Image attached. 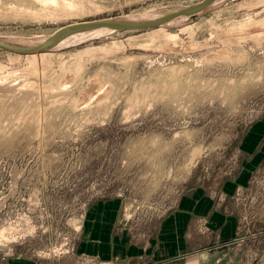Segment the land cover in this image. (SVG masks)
<instances>
[{
	"label": "rangeland",
	"instance_id": "1",
	"mask_svg": "<svg viewBox=\"0 0 264 264\" xmlns=\"http://www.w3.org/2000/svg\"><path fill=\"white\" fill-rule=\"evenodd\" d=\"M199 1L0 0V38L32 45L67 23ZM263 116L264 0H214L35 55L0 48V264H107L112 215L108 244L143 247L184 197L237 171L239 141ZM232 204L240 242L218 264H264V163Z\"/></svg>",
	"mask_w": 264,
	"mask_h": 264
},
{
	"label": "crops",
	"instance_id": "2",
	"mask_svg": "<svg viewBox=\"0 0 264 264\" xmlns=\"http://www.w3.org/2000/svg\"><path fill=\"white\" fill-rule=\"evenodd\" d=\"M254 125L258 137L251 147L245 148ZM263 126L264 116L244 131L237 147L242 155L237 171L211 192L196 188L184 197L177 210L159 222L155 235L143 247L128 244L125 239L108 244L116 221L112 215L115 210L109 205L112 218L104 224L100 237L104 252L93 255L107 264H218L226 260L242 233L232 204L233 193L246 185L252 173L264 163ZM261 251L264 259V250Z\"/></svg>",
	"mask_w": 264,
	"mask_h": 264
},
{
	"label": "water",
	"instance_id": "3",
	"mask_svg": "<svg viewBox=\"0 0 264 264\" xmlns=\"http://www.w3.org/2000/svg\"><path fill=\"white\" fill-rule=\"evenodd\" d=\"M214 0H201L193 5L175 9L160 16L145 20L103 17L67 23L55 29L42 41L32 45H22L0 38V48L19 55L40 54L55 47L62 40L81 33L95 30L138 31L161 26L178 17L193 16Z\"/></svg>",
	"mask_w": 264,
	"mask_h": 264
},
{
	"label": "bare ground",
	"instance_id": "4",
	"mask_svg": "<svg viewBox=\"0 0 264 264\" xmlns=\"http://www.w3.org/2000/svg\"><path fill=\"white\" fill-rule=\"evenodd\" d=\"M41 1H42L43 4H46V5H47V3L49 4V3L51 2V3L54 4V2H55V0H39V2H41ZM59 1H60V0H59ZM43 4H42V5H43ZM57 4H58V3H57ZM63 4H64V3H63ZM46 5H45V6H46ZM34 55H35V54H34ZM254 134H256V132H252V133H251V137H253ZM248 138H249V137H248ZM110 206H111V204H110Z\"/></svg>",
	"mask_w": 264,
	"mask_h": 264
}]
</instances>
